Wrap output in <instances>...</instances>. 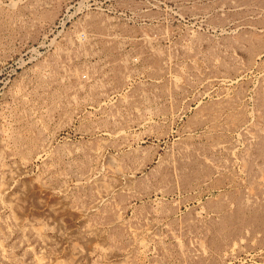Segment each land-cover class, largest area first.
<instances>
[{
  "label": "rangeland",
  "instance_id": "obj_1",
  "mask_svg": "<svg viewBox=\"0 0 264 264\" xmlns=\"http://www.w3.org/2000/svg\"><path fill=\"white\" fill-rule=\"evenodd\" d=\"M76 249L264 264V0H0V264Z\"/></svg>",
  "mask_w": 264,
  "mask_h": 264
},
{
  "label": "bare ground",
  "instance_id": "obj_2",
  "mask_svg": "<svg viewBox=\"0 0 264 264\" xmlns=\"http://www.w3.org/2000/svg\"><path fill=\"white\" fill-rule=\"evenodd\" d=\"M139 139V138H138ZM141 140H142V138H141ZM140 140V142H143V141H141ZM129 146V145H128ZM136 148V147H135ZM151 161V160H150ZM143 164V163H142ZM147 164V163H146ZM176 164V163H175ZM144 165V164H143ZM169 166V165H168ZM167 166V167H168ZM142 167V166H141ZM140 167V168H141ZM169 170V169H168ZM80 256H81V252L78 250V249H76L75 250V252H74V258H75V260L73 261V263H71V264H75L78 260H79V258H80Z\"/></svg>",
  "mask_w": 264,
  "mask_h": 264
}]
</instances>
